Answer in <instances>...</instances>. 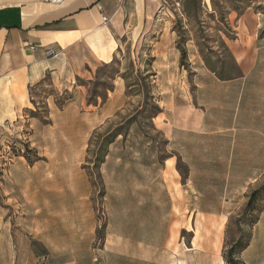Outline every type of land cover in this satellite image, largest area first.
Wrapping results in <instances>:
<instances>
[{
    "label": "crops",
    "instance_id": "obj_1",
    "mask_svg": "<svg viewBox=\"0 0 264 264\" xmlns=\"http://www.w3.org/2000/svg\"><path fill=\"white\" fill-rule=\"evenodd\" d=\"M168 2L0 0V140L15 125L22 128L29 122L33 93L49 81L57 93L73 94L56 112L74 117V124L85 130L81 135L87 146L90 133L107 122L115 111L113 100L121 95L114 91L105 101L91 103L86 83L126 49L137 54L138 65L151 56L155 81L183 79L178 32L166 16ZM101 13L108 22L103 23ZM229 22L232 31L222 40L237 72L221 76L206 69L192 99L178 102L171 95L167 103L161 92L162 107L153 126L166 146L151 154L146 138L137 140L138 171L156 182L138 192L123 187L120 201L107 204L103 246L95 248L97 222L69 229L72 216L66 205L48 214L41 211L37 221L29 222L42 226L45 254L38 255L27 237L0 233V264H35L38 257L63 259L47 264H95L99 256L102 264H219L223 253L219 256L216 249L223 225L264 178V19L248 8L231 13ZM34 124L44 128L38 120ZM44 175L33 193L45 188ZM7 188L3 192L10 208L23 210L27 221L25 210L37 209L28 187L21 192ZM213 226L215 232L199 244L197 228ZM253 227L242 259L244 264H264V209ZM71 231L87 238L68 245L64 234ZM184 232L193 233L190 244ZM82 258H90L89 263Z\"/></svg>",
    "mask_w": 264,
    "mask_h": 264
},
{
    "label": "rangeland",
    "instance_id": "obj_2",
    "mask_svg": "<svg viewBox=\"0 0 264 264\" xmlns=\"http://www.w3.org/2000/svg\"><path fill=\"white\" fill-rule=\"evenodd\" d=\"M168 3L166 16L178 32L182 59L179 69L184 78L179 75L177 81H155L151 56H146V61H143L145 63L138 65L137 54L126 49L115 62L102 69L93 81L86 83L91 103L97 100L105 101L114 91L121 95L113 100L116 104L113 106L115 111L107 122L90 133L87 146L84 145L85 141L81 135L85 130L74 124V117L70 113L62 116L56 112L70 102L73 94L57 93L49 81H45L39 90L33 93L34 107L27 112L26 117L29 122L22 124V128L15 125L12 132L5 134L6 137L3 136L0 140L2 235L12 231L19 239L27 237L38 255L45 254L47 246L43 244L44 235L40 231L42 226H33L29 222L36 217L40 218L41 211L48 214L54 210H63L67 205L72 216L69 229H79L80 222L82 226L91 220L97 222L94 244L97 250L100 249L103 246L107 223V204L120 201L123 187L138 192L139 188L143 189V186L156 182L154 177H145L138 171L141 146L137 140L138 137H145L151 154L156 147L165 148L164 136L153 126V118L162 107L161 92L166 96L163 100L167 103L171 101V95H174L178 102L185 100L186 96L192 99L197 85L200 84L199 74L206 69L221 76L236 73L227 58L222 40L224 34L229 36L232 31L230 14H241L246 9L253 8L261 13L264 19V0H169ZM182 50H185V56H182ZM36 120L42 122L43 129L36 128ZM160 157L162 156L159 154L158 160ZM181 169L185 170L182 166ZM41 175L45 176L42 183L45 188L33 193L32 188L39 186ZM7 187H13L19 192L28 187L31 192V205L37 209L25 210L28 214L27 221L22 217L23 210L10 208L8 197L3 192ZM255 189H259L260 199L253 204L255 211L251 218H248L252 220L258 218L264 209V178L250 188L249 197ZM248 202L249 198L246 196V204L223 225V237H220L221 243L216 249L218 255L223 253L219 264H222V261L223 264H230L227 262L226 253L233 241L240 237L241 231L242 245L252 238L254 227L240 226L238 223L246 214ZM79 204L81 206H78ZM215 228H197L198 243L201 244L207 236H211ZM82 229L85 230V227ZM192 234L183 233L187 244L191 243ZM77 235L73 231L64 234L67 243L77 241L81 236L87 238L84 234ZM239 259L241 264H244L242 252ZM59 260L63 259L49 260L38 257L34 262L47 264ZM80 260L89 263L90 258ZM5 261L9 262V259ZM102 263L103 259L99 256L95 264Z\"/></svg>",
    "mask_w": 264,
    "mask_h": 264
},
{
    "label": "trees",
    "instance_id": "obj_3",
    "mask_svg": "<svg viewBox=\"0 0 264 264\" xmlns=\"http://www.w3.org/2000/svg\"><path fill=\"white\" fill-rule=\"evenodd\" d=\"M186 52L185 50H182V56H185ZM260 195V191L259 189H256L252 192V194L249 197V202L247 204V208H246V214H244V216L239 220V225L243 226V225H251V227L254 226V224L257 222L258 218H255L254 220L252 219H248L251 218L250 216H252L253 212L255 211V207H254V203L256 200L260 199L259 198ZM240 237L233 241V243L231 244V246L229 247L227 253H226V257H227V262L230 264H241L240 259H239V254L249 245L250 243V239L248 240V242L245 245L243 244V232H240Z\"/></svg>",
    "mask_w": 264,
    "mask_h": 264
},
{
    "label": "built area",
    "instance_id": "obj_4",
    "mask_svg": "<svg viewBox=\"0 0 264 264\" xmlns=\"http://www.w3.org/2000/svg\"><path fill=\"white\" fill-rule=\"evenodd\" d=\"M57 1H60V0H57ZM101 19H102L103 23H106L109 21V18L106 17L103 13H101Z\"/></svg>",
    "mask_w": 264,
    "mask_h": 264
}]
</instances>
